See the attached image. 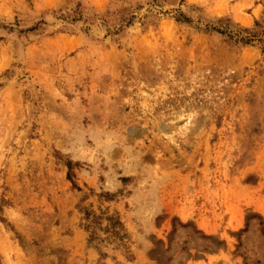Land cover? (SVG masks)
<instances>
[{"label":"rangeland","instance_id":"rangeland-1","mask_svg":"<svg viewBox=\"0 0 264 264\" xmlns=\"http://www.w3.org/2000/svg\"><path fill=\"white\" fill-rule=\"evenodd\" d=\"M0 264H264V0H0Z\"/></svg>","mask_w":264,"mask_h":264},{"label":"trees","instance_id":"trees-1","mask_svg":"<svg viewBox=\"0 0 264 264\" xmlns=\"http://www.w3.org/2000/svg\"><path fill=\"white\" fill-rule=\"evenodd\" d=\"M178 19L179 20H184V21H187L188 19L185 17V15H183V14H181L179 17H178ZM74 20H76V18L74 17ZM227 30V29H226ZM217 31L218 32H221V33H223V31H221V30H219V29H217ZM225 33H227V31L225 32ZM228 35L229 36H232V37H234L235 35L233 34V33H228ZM245 40L247 41V40H249L248 38H245ZM107 194V196H109V197H113V194H109V193H106ZM108 219L110 220V221H112L113 223L111 224V227H113V229L114 228H116V226H117V224H116V221H114V219L112 218V217H108ZM96 220H97V218H96ZM95 222V221H94ZM120 224V223H119ZM87 228H88V230L90 229V226L88 225V226H86ZM96 238V235H90V239H95Z\"/></svg>","mask_w":264,"mask_h":264},{"label":"bare ground","instance_id":"bare-ground-1","mask_svg":"<svg viewBox=\"0 0 264 264\" xmlns=\"http://www.w3.org/2000/svg\"><path fill=\"white\" fill-rule=\"evenodd\" d=\"M72 145L73 146H69L71 149H72V151L75 153V154H79L80 153V151L81 152H83V146H82V141H81V139L79 138V140L77 141V142H75V143H72ZM77 147V148H76ZM78 147H80V151L79 150H77L78 149Z\"/></svg>","mask_w":264,"mask_h":264}]
</instances>
